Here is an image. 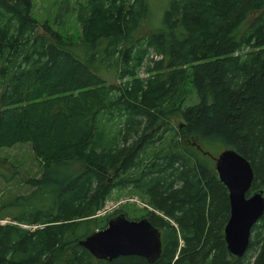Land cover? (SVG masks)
Here are the masks:
<instances>
[{"label": "trees", "instance_id": "1", "mask_svg": "<svg viewBox=\"0 0 264 264\" xmlns=\"http://www.w3.org/2000/svg\"><path fill=\"white\" fill-rule=\"evenodd\" d=\"M147 1L61 0L54 21L73 11L74 38L40 24L33 0H0V148L28 142L41 163L0 202V264H264V211L229 253L210 156L233 147L249 191L264 187V0H169L140 34ZM115 190L140 214L102 213ZM120 212L158 227L156 259L80 244Z\"/></svg>", "mask_w": 264, "mask_h": 264}, {"label": "water", "instance_id": "2", "mask_svg": "<svg viewBox=\"0 0 264 264\" xmlns=\"http://www.w3.org/2000/svg\"><path fill=\"white\" fill-rule=\"evenodd\" d=\"M213 159L218 178L228 190L230 208L223 227L225 242L229 253L239 257L248 247L252 225L264 211V187L249 191L253 169L249 160L233 147L220 150ZM79 242L95 257L104 259L138 254L152 261L161 252L158 227L144 216L132 218L123 212Z\"/></svg>", "mask_w": 264, "mask_h": 264}, {"label": "rangeland", "instance_id": "3", "mask_svg": "<svg viewBox=\"0 0 264 264\" xmlns=\"http://www.w3.org/2000/svg\"><path fill=\"white\" fill-rule=\"evenodd\" d=\"M60 2L61 0H33L34 16L40 24L46 20L54 29H59L63 34H71L74 38H77L80 34V26L73 11L63 18L61 26L58 25L59 22L56 23L54 21ZM75 2L76 0H71L72 6H75ZM168 3L169 0L147 1L150 17L147 21L142 23L141 29L139 30L140 34L153 32L161 26V18ZM37 31L41 32V26H38ZM142 74L144 73L142 72ZM172 121L176 125H179L181 119L179 117H173ZM222 148L210 149L211 159H213V156ZM40 171L41 163L34 156L28 142L1 147L0 202L13 197L15 194L27 192L30 187L24 183V179L28 176H39ZM118 195L119 197L116 198ZM134 202L138 207L144 206V203L139 197L125 193V190H115L111 198L106 201L101 212H111L123 204L125 208L129 209L130 215L137 216L140 212L138 210H132L134 209ZM5 220L6 219H1V221Z\"/></svg>", "mask_w": 264, "mask_h": 264}]
</instances>
